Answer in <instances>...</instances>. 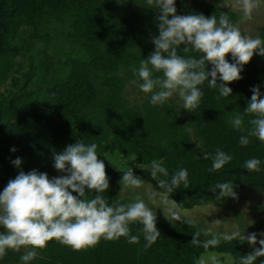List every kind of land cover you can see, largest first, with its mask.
<instances>
[{"label": "trees", "instance_id": "1", "mask_svg": "<svg viewBox=\"0 0 264 264\" xmlns=\"http://www.w3.org/2000/svg\"><path fill=\"white\" fill-rule=\"evenodd\" d=\"M175 7L178 15L226 14L234 23L239 18L204 0H176ZM157 15L147 0H0V191L21 170L35 169L50 178L62 175L53 167V153L82 140L97 144L98 159L111 151L134 156L139 164L132 169L134 174L155 190L151 160L162 158L170 174L186 168L188 188L181 185L165 194L182 210L218 202L219 190L210 189L225 181L232 182L234 189L264 194V163L259 172L243 168L252 157L264 162V142L249 137L246 146L239 143L250 127V116L244 117L243 133L229 123L232 111L243 114L253 86L264 93V57L253 55L242 78L228 84L229 97H219L205 82L204 96L190 112L179 108L173 98L153 106L140 91L141 101L130 103L125 90L134 84L132 68L154 51ZM258 33L264 37V24ZM178 54L198 55L182 48ZM226 59L231 62V55ZM216 149L233 159L209 172L211 155L204 159L203 154H214ZM16 157L22 160L19 169L12 164ZM104 164L109 188L102 195L110 203L133 201L120 194L123 171ZM188 221L156 218L161 234L148 248L138 223L130 225L131 234L140 237L138 243L124 237L100 239L93 247L73 250L52 240L37 250L30 264H194L205 250L191 244L192 234L205 229ZM254 247H260L258 241L252 246L230 240L208 251L228 255L238 264L239 257ZM22 253L23 249H9L0 264H21ZM261 260L264 257L256 264Z\"/></svg>", "mask_w": 264, "mask_h": 264}, {"label": "clouds", "instance_id": "2", "mask_svg": "<svg viewBox=\"0 0 264 264\" xmlns=\"http://www.w3.org/2000/svg\"><path fill=\"white\" fill-rule=\"evenodd\" d=\"M147 2L158 12V35L152 38L154 51L141 59L138 67L132 68L135 77L132 82L148 96V102L153 106H163L177 97L182 101V109L190 112L199 106L205 82L209 88L218 91L219 97H229L232 89L228 84L242 78L244 66L253 55L264 57V37L242 33L226 14L219 18L196 13L178 15L176 0ZM237 2L241 21L251 20L254 11L264 4V0ZM181 48L185 53L191 51L198 55L178 54ZM228 54L231 62L226 59ZM251 93L243 114L234 110L229 121L234 129L243 133L244 117H251L247 120L250 125L247 134L239 137L242 146L249 143V137L264 142V93L259 86H253ZM96 149V143L76 140L63 151L53 153V167L62 175L50 178L47 173L35 169L27 173L21 170L8 181L0 191V258L9 249L20 251L23 248L19 258L21 264H30L38 256L37 250L44 249L52 240L73 250L93 247L100 239L124 237L129 243H138L140 237L130 232L133 223L142 225L145 248L156 242L161 234L156 226V214L143 199L137 197L128 203H110L102 195L109 188V179ZM210 155L209 172L222 169L233 159L221 149H216L214 154L204 153L203 158L209 159ZM262 163L259 158L252 157L244 161L243 168L248 172H259ZM12 164L19 169L21 158L16 157ZM150 175L156 182V190H162L164 194L172 193L181 185L187 189L189 185L188 170L179 167L170 174L162 158L150 161ZM120 184L136 189L142 187L143 179L129 167L122 172ZM217 189L220 197H235L230 181L217 183L210 191ZM156 190L152 194L154 197L159 195ZM173 216L177 221L190 223L178 213ZM192 235L191 244L205 250L194 264H223L217 253L208 251L222 241H247L252 246L257 243L256 233L245 236L239 231L222 233L209 228ZM201 235L206 238L200 239ZM260 236V247L240 256L238 264H256L259 257H264V233ZM260 264H264V260Z\"/></svg>", "mask_w": 264, "mask_h": 264}, {"label": "rangeland", "instance_id": "3", "mask_svg": "<svg viewBox=\"0 0 264 264\" xmlns=\"http://www.w3.org/2000/svg\"><path fill=\"white\" fill-rule=\"evenodd\" d=\"M208 3L217 4L226 11L238 14L236 24L241 32L250 36L259 35L258 28L264 24V4L258 7L251 20L241 21V12L237 0H204ZM125 97L130 103L140 102L143 95L134 84H129L125 90ZM179 108H182V101L173 97ZM128 157H131L129 159ZM107 165L119 171H127L129 167L138 168L139 164L134 156L123 155L118 151H111L102 158ZM155 189L148 183H143L140 188L120 189V194L124 197L135 200L137 197L143 199L145 203L153 209L156 218L166 221H177L173 213H178L187 220L195 221L204 229L211 228L213 232L231 233L239 231L245 236L251 233L257 234L259 241L261 233H264V194L253 189H234L235 197H220L218 202L209 203L195 207L191 210L179 209L173 200L160 194L153 196ZM218 221L217 223H214ZM23 249V248H22ZM223 264H233L232 257L217 253Z\"/></svg>", "mask_w": 264, "mask_h": 264}]
</instances>
